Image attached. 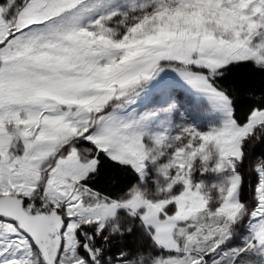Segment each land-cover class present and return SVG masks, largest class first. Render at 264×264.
I'll return each mask as SVG.
<instances>
[{
	"label": "snow or ice",
	"instance_id": "obj_1",
	"mask_svg": "<svg viewBox=\"0 0 264 264\" xmlns=\"http://www.w3.org/2000/svg\"><path fill=\"white\" fill-rule=\"evenodd\" d=\"M0 264H264V0H0Z\"/></svg>",
	"mask_w": 264,
	"mask_h": 264
},
{
	"label": "rangeland",
	"instance_id": "obj_2",
	"mask_svg": "<svg viewBox=\"0 0 264 264\" xmlns=\"http://www.w3.org/2000/svg\"><path fill=\"white\" fill-rule=\"evenodd\" d=\"M175 94L179 97L180 101L182 102V104L184 105V107L189 108V110H192L194 101H193V96L190 92V90L188 89V87L186 85H179L177 86L175 89ZM200 107L202 108H207L208 104L207 101H201L200 103ZM199 112L194 113V117L195 118H199ZM209 119L211 118V115H209L208 117Z\"/></svg>",
	"mask_w": 264,
	"mask_h": 264
}]
</instances>
